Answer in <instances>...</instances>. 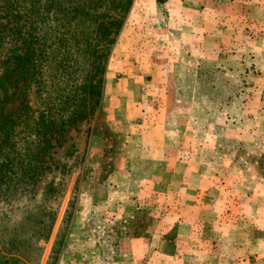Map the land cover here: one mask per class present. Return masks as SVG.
I'll return each mask as SVG.
<instances>
[{
	"label": "rangeland",
	"instance_id": "1",
	"mask_svg": "<svg viewBox=\"0 0 264 264\" xmlns=\"http://www.w3.org/2000/svg\"><path fill=\"white\" fill-rule=\"evenodd\" d=\"M57 2L40 30L77 74L54 78L53 94L89 73ZM195 5L200 35L187 21L160 46L117 36L100 109L57 143L37 199L0 187V264H264V0H156L159 16L144 19L170 31Z\"/></svg>",
	"mask_w": 264,
	"mask_h": 264
},
{
	"label": "trees",
	"instance_id": "2",
	"mask_svg": "<svg viewBox=\"0 0 264 264\" xmlns=\"http://www.w3.org/2000/svg\"><path fill=\"white\" fill-rule=\"evenodd\" d=\"M65 1L66 16L75 25L69 28V45L87 56L89 73L81 77L79 85H69L68 92L57 89L55 94L54 78L62 76L68 83L77 73L68 74L69 51L46 44L49 32L40 30V25L42 14L46 13L47 20L49 12L63 2L47 0L44 12L40 0L6 1V23L0 26V187L13 190L10 195L30 194L37 199L34 187L49 169L57 143L76 124L99 111L109 56L133 5V0ZM102 9L108 11L101 13ZM84 23V29L78 27ZM57 41L58 45L61 40ZM50 64L57 74L45 77L43 69ZM32 100L40 105L38 110ZM55 189L44 188L37 202L42 204L48 199V190ZM56 217L57 212L40 232L41 239L50 237Z\"/></svg>",
	"mask_w": 264,
	"mask_h": 264
},
{
	"label": "crops",
	"instance_id": "3",
	"mask_svg": "<svg viewBox=\"0 0 264 264\" xmlns=\"http://www.w3.org/2000/svg\"><path fill=\"white\" fill-rule=\"evenodd\" d=\"M184 1H186V0H184ZM155 3H156V0H135L133 2V6L131 8V11L129 12L126 23H125V25H124L121 33H120V39L122 41H124L123 38L124 39L131 38V40H134V37H135L136 42L138 43L139 42L138 40H140L141 37H139L137 35V33H140V35L143 37L142 41H144V42L146 40L145 34L146 35H149V34L155 35V38H153L152 40L155 44H157V43L162 42L164 38H166L167 40L169 39V36L167 35V33L170 35L175 34V32L171 33V28L172 29L174 28V30L177 31V34L179 33L178 31H185V26L188 25L187 21L193 23L194 29L192 30V32L194 33V36H196L197 34L200 35L202 33V31H207V29H209V28H205V30H202L203 26H207L203 22V19L206 16V14H205V12H203L200 9V7L198 5H195L192 10L187 9L186 6L178 8L176 10V14H175L177 16V19H178L177 26L176 25L173 26L170 24V26H169L170 31L169 30L166 31L160 25L159 21L153 20V22L150 23V21L144 19L145 16L147 19L151 16L157 17V15H158L157 11H154V13H153ZM145 5H147L148 7L146 8ZM185 5L189 6V4H185ZM172 13H175V12L172 11ZM187 13L189 15L188 18L186 15ZM172 17L173 16H171V18ZM216 23H217L216 15L213 14V15L209 16L208 26L210 25L211 27H213V30H214V26L217 25ZM158 46H160V45H158ZM110 63H109V66H111ZM120 173H121V171H119L118 174H116V175H120ZM121 175H123V174H121ZM132 244H133V242H132ZM62 259H65V258H62ZM62 259H61V261H62Z\"/></svg>",
	"mask_w": 264,
	"mask_h": 264
}]
</instances>
